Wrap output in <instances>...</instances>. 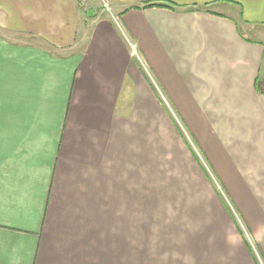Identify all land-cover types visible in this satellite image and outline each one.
<instances>
[{"label": "crops", "instance_id": "obj_1", "mask_svg": "<svg viewBox=\"0 0 264 264\" xmlns=\"http://www.w3.org/2000/svg\"><path fill=\"white\" fill-rule=\"evenodd\" d=\"M109 1L0 0V264H261L264 0Z\"/></svg>", "mask_w": 264, "mask_h": 264}, {"label": "rangeland", "instance_id": "obj_2", "mask_svg": "<svg viewBox=\"0 0 264 264\" xmlns=\"http://www.w3.org/2000/svg\"><path fill=\"white\" fill-rule=\"evenodd\" d=\"M82 7V6H81ZM84 7H82V9H83ZM92 8V7H91ZM84 10H87V9H85L84 8ZM97 12L98 11H100V10H96ZM102 12V11H101ZM23 40H25V39H23ZM133 57H135L139 62H140V64H141V66H142V69H143V65H145V69H147L148 70V72H149V74L147 75V72L144 70V72L146 73V75H147V77H149V81H151V83L153 84L154 82L156 83V81H155V78H154V76H153V74H152V72H151V70L150 69H148V66L146 65V63H145V61L143 60V58L142 57H140V55L136 52V51H133ZM154 85V84H153ZM156 86H157V83H156ZM164 102L166 103V106L168 107V111L170 112V115L171 116H169V117H172V119H173V122L175 123V126H176V129H178L179 130V132L181 133V134H183L182 136H184L183 138L185 139L184 141H186V143L189 145V143L190 144H192V139H191V136H190V133H189V131L186 129V127H185V125L181 122V120H180V118L177 116V114H175V112H174V110H173V108L171 107V105H168L169 103H168V101L165 99V97H164ZM189 142V143H188ZM190 146V145H189ZM192 148V147H191ZM192 149H194L193 151H194V153L196 154V158H197V160L198 161H201V165H203L202 167H203V169L205 170V172L209 175L208 177H211V178H213V180H214V182L216 183V181H215V178H214V176L212 175V172H211V170H210V168H209V165L208 164H206L207 162H206V160H205V158H204V156L202 155V153L197 149V150H195V148H192ZM197 151V152H196ZM219 184V183H218ZM217 183H216V185H218ZM218 188H220L219 187V185H218ZM166 198V202H169V203H172V202H174L173 201V199L172 200H168V198L167 197H165ZM152 202H158L156 199H155V196L154 195H151V203Z\"/></svg>", "mask_w": 264, "mask_h": 264}, {"label": "built area", "instance_id": "obj_3", "mask_svg": "<svg viewBox=\"0 0 264 264\" xmlns=\"http://www.w3.org/2000/svg\"><path fill=\"white\" fill-rule=\"evenodd\" d=\"M79 4L84 7L85 9H90L91 7L93 10L100 9L102 11H105L107 13L111 12V5L109 0H79ZM145 65H143V69L147 72V75L149 74L148 70L145 69ZM156 86V83H153ZM159 92L160 90L157 89ZM259 258V261L261 264H264V261Z\"/></svg>", "mask_w": 264, "mask_h": 264}, {"label": "clouds", "instance_id": "obj_4", "mask_svg": "<svg viewBox=\"0 0 264 264\" xmlns=\"http://www.w3.org/2000/svg\"><path fill=\"white\" fill-rule=\"evenodd\" d=\"M210 240H211V238H210ZM228 241L231 242V237L228 238Z\"/></svg>", "mask_w": 264, "mask_h": 264}, {"label": "water", "instance_id": "obj_5", "mask_svg": "<svg viewBox=\"0 0 264 264\" xmlns=\"http://www.w3.org/2000/svg\"><path fill=\"white\" fill-rule=\"evenodd\" d=\"M93 8H91L90 10H89V12H93V10H92Z\"/></svg>", "mask_w": 264, "mask_h": 264}]
</instances>
